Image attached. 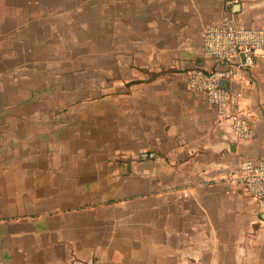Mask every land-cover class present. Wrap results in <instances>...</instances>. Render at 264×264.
<instances>
[{"label": "crops", "instance_id": "1", "mask_svg": "<svg viewBox=\"0 0 264 264\" xmlns=\"http://www.w3.org/2000/svg\"><path fill=\"white\" fill-rule=\"evenodd\" d=\"M227 16L264 0H0V264H264V58L223 82L247 141L187 88Z\"/></svg>", "mask_w": 264, "mask_h": 264}, {"label": "built area", "instance_id": "2", "mask_svg": "<svg viewBox=\"0 0 264 264\" xmlns=\"http://www.w3.org/2000/svg\"><path fill=\"white\" fill-rule=\"evenodd\" d=\"M232 3L228 1L229 5ZM202 54L219 61L224 68L196 67L188 76L187 88L202 96L221 120L229 121L236 141L249 140L254 133L253 114L243 105V93L227 90L223 82L234 78L241 65L252 67L258 59L264 58V26L241 27L227 16L220 24L206 29ZM240 58H243L241 64ZM156 156L154 151L143 150L137 158L146 160ZM236 174L241 178L244 193L257 202L264 214V158L242 162ZM91 264H100V260L94 259Z\"/></svg>", "mask_w": 264, "mask_h": 264}]
</instances>
